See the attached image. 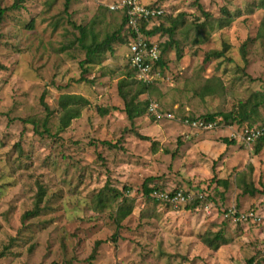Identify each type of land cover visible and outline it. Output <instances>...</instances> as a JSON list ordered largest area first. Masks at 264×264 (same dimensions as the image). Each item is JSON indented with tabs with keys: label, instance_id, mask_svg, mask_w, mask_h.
<instances>
[{
	"label": "rangeland",
	"instance_id": "rangeland-1",
	"mask_svg": "<svg viewBox=\"0 0 264 264\" xmlns=\"http://www.w3.org/2000/svg\"><path fill=\"white\" fill-rule=\"evenodd\" d=\"M121 1L0 0V264H89L99 241L94 264H264V223L226 216H264V142L256 153L259 140L242 137L264 129V106L251 125L186 122L235 112L264 90V11L255 0H138L163 10L146 30L176 31L151 38L165 65L139 98L147 113L131 122L119 93L121 80H138L127 13L111 8ZM113 36L114 51L87 63L85 47ZM63 95L88 104L61 128ZM145 185L195 197L175 206ZM120 207L132 212L118 224ZM218 233L227 243L209 247Z\"/></svg>",
	"mask_w": 264,
	"mask_h": 264
},
{
	"label": "trees",
	"instance_id": "trees-1",
	"mask_svg": "<svg viewBox=\"0 0 264 264\" xmlns=\"http://www.w3.org/2000/svg\"><path fill=\"white\" fill-rule=\"evenodd\" d=\"M71 2V0H67V5H69ZM254 2H257V7H259V9H262L264 11V0H255ZM151 7H157V6H152ZM5 14V10L0 9V24L3 18V15ZM124 20H123V25L127 26V22H128V17L125 14L124 15ZM148 24L146 23H142L141 22V32L142 34H144L147 38H152V36L159 34V33H166L168 34V36L170 37V39L172 37H174L175 31L176 29L174 27L171 28H164L163 26H159V27H155L152 30H146ZM128 34L130 36H132L130 34V32L132 33V31H130V29H128ZM129 36V37H130ZM115 37H109L107 38V40L102 43V44H95L93 42V45L91 46H86V50H87V63H94L95 62V58H97V56L100 53H103L105 51H110L113 52L114 49L112 47V43L115 41L114 39ZM258 39L260 40H264V18L261 22L260 25V29H259V33H258ZM128 43V42H127ZM167 46H171V43H167ZM247 44H244V48H246ZM167 47L164 46L163 49V53H165L167 51L166 49ZM161 51V57L160 60L158 62V64L156 65L155 69H154V73L159 69V68H163L164 67V62H163V56H162V49L160 48ZM211 56H215L217 58H222L224 57V52H213L212 54H210ZM134 71V70H133ZM135 73V72H134ZM148 88H150V84H146L143 83L139 80H135L133 76H128L127 78H124L123 80H121V82L119 83V93L120 96L122 98V100L124 101L125 104V108H124V112L126 113L128 119L131 122H134L136 119L144 116L147 113V109L146 107L143 108L142 106L139 105V98L141 95L145 94L148 91ZM206 92L207 93H211L213 94V90L210 87H206ZM88 104V101L82 97V96H78V95H63L60 97L59 99V107L61 109V111H63V116H61L60 118V125L62 128L63 127H68L70 122L73 119H76L79 117V111H78V107L81 106H85ZM264 106V90L261 92H256L252 95L251 98H249L247 101L245 102H240L238 104L237 110L235 112H232L230 114H214V115H208L205 117V120L208 121H215L217 119L218 116L223 117V119L226 122H230L231 123H238L240 125L242 124H252V122L254 121L255 118H257L259 116L260 113V109L261 107ZM46 111H47V118L51 116L50 114V110L48 108L47 105H45ZM45 125L44 128H46V123L47 120H45ZM47 133H49L48 130H46ZM143 139H148L147 137H142ZM263 139L259 140V146L257 147L256 153H259L264 140ZM224 143L227 145H234L235 142L234 141H230L228 139H224ZM227 185V182H223ZM245 183V182H244ZM248 186V185H247ZM244 189V193H248L251 195L256 194L257 192L260 193L259 190H256L254 187L252 186H248ZM154 191V189L149 188L147 185L144 186V194L147 196H150L152 194V192ZM117 197H119L117 195V193L115 191H113ZM264 192V191H263ZM262 192V193H263ZM98 201L102 204L105 203L104 197L100 194ZM126 201V200H125ZM132 212V209H124L123 207H120L118 209L117 212V222L118 224H120V222L122 220H124L127 216L130 215V213ZM37 215L36 212H27L24 216L25 219L33 217ZM206 243L209 245V247H214V248H218L220 245L226 244V239L224 238V236L221 233H218L216 235V239H209L206 238ZM101 242H97L95 244V248L93 253L90 255V257L88 258V263L89 264H94L93 261L96 259V254H97V250L98 247L100 246Z\"/></svg>",
	"mask_w": 264,
	"mask_h": 264
},
{
	"label": "built area",
	"instance_id": "built-area-1",
	"mask_svg": "<svg viewBox=\"0 0 264 264\" xmlns=\"http://www.w3.org/2000/svg\"><path fill=\"white\" fill-rule=\"evenodd\" d=\"M113 10L125 9L128 17L127 27L132 31L128 40V59L129 65L136 73L137 79L143 83L150 84L154 79V69L158 64L161 51L159 45L153 41L151 38H147L141 32V22L150 24L152 20H157L163 15V10L159 7H150L142 5L138 0H122L115 6L111 7ZM149 112L157 118H160V114L157 110L156 104H150ZM187 123H192V126L212 129L216 125V121H186ZM237 137V136H234ZM242 137L245 142L252 143L257 140L264 139V129L260 128H246L242 132ZM156 195L157 200L170 203L175 206L180 204L190 203L195 195L193 193L187 194L183 191L173 192L171 194H165L163 192H152ZM196 200H203L204 195H198ZM230 217L235 222H254L258 224L264 223V216L258 212H248L241 213L235 210L229 211L226 215Z\"/></svg>",
	"mask_w": 264,
	"mask_h": 264
}]
</instances>
